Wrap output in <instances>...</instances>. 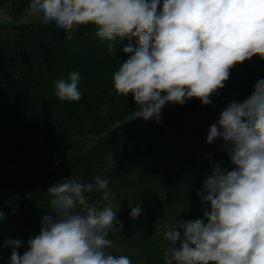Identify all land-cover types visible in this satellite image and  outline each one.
Here are the masks:
<instances>
[{"label": "clouds", "instance_id": "obj_1", "mask_svg": "<svg viewBox=\"0 0 264 264\" xmlns=\"http://www.w3.org/2000/svg\"><path fill=\"white\" fill-rule=\"evenodd\" d=\"M29 9L68 39L94 26L110 52L116 40L137 38L136 46L122 49L131 55L113 75L117 94L131 93L138 105L133 119L160 123L165 105L193 98L208 105L232 67L257 55L264 59V0H30ZM80 79L72 72L67 81L57 80L59 100L80 101ZM217 139L232 168L215 163L204 179L197 193L209 206L203 219L165 226V264H264V79L210 126L206 142ZM105 159L115 165L112 155ZM94 181L68 179L49 187V213L28 250L19 254V239L3 244L12 248L10 264H132L128 256L106 251L113 248L109 232L123 224L110 202L102 208L89 202L87 194L95 191L111 198L108 179L97 175ZM142 211L138 204L130 216Z\"/></svg>", "mask_w": 264, "mask_h": 264}, {"label": "trees", "instance_id": "obj_2", "mask_svg": "<svg viewBox=\"0 0 264 264\" xmlns=\"http://www.w3.org/2000/svg\"><path fill=\"white\" fill-rule=\"evenodd\" d=\"M4 28L0 26V31H4L0 32V57L10 54L4 52V50H7L5 48H12L13 52L15 48H18L24 42L28 44L27 49L31 47L33 49L41 48L50 55L55 54V44L52 41L58 40L61 49L66 50L55 61L45 60L36 64H19L18 62L16 66L12 67V71L23 69V71L36 72V74L28 77L19 75L18 79L23 80V83L15 90H13L14 86L11 84H5L6 86L0 84V101L4 96L14 97V101L6 103L0 113V121L3 126V133L0 136V199L14 196V201H11L10 204L19 205L12 206L17 214H25L29 208L32 209L31 219L21 221L11 215L2 221L0 230L6 234V240L19 239L26 241L39 234L42 217L49 213V208H35L40 203L48 204L43 194H36L42 187L52 186L64 179H75L82 183L85 178L90 180V178L97 175H103L105 179H108L109 189H111L110 201L102 199L101 191L94 193V197L88 198L89 202L97 206H104L108 202L117 199V196L123 192L128 197L139 196L144 200L146 198L144 195L146 185L152 186L156 191L163 193L167 190L169 192L171 189L180 188L176 194L168 193L166 195L172 205H168L165 199L155 205H140L144 210L152 211L157 216H166L178 222L203 219V210L209 206L202 204L201 196H198L197 193L202 189L206 176L211 174L209 172L211 166L215 163H224L230 158L228 154L216 153L223 144L222 140L217 139L212 144H208L206 142L208 132L199 133L197 129L202 122L210 121L211 125H213V122L217 124L224 109L218 112L213 111L208 117L203 116V113L197 111L196 108L197 114L192 116L191 119L189 117L183 120L184 111H179L163 117L160 123L150 120L136 122L135 124L125 122L115 126L125 117L132 115L138 105L131 93L126 96L117 94L113 83L106 81L111 67L99 66L96 69L92 66V68L84 66L75 71L79 72L81 76L78 85L82 94L80 101H61L55 95V82L60 79L67 81L70 73L73 72L72 68L80 63L81 58L84 56L80 53L89 50L88 44L92 41L89 40L87 33L94 31L91 25L74 32L71 39H68L66 33L53 25H23L13 27V30L8 31L3 30ZM39 32L44 34L46 38L48 36L52 41L45 44L44 41L41 42L40 38V41L32 42L30 37H33V33ZM136 42L137 38L131 40L127 38L118 39L114 42V47H118V49H115V52L111 55L108 53L109 59L115 61L113 69L119 70L121 65H118L116 61L126 55L122 49L129 44L136 46ZM108 43L105 41L102 44H96V46H99L100 51L107 52L109 51ZM78 50L82 52H78ZM86 56L93 58L99 56V54L94 53L93 49ZM256 57L258 55L243 63L236 64L230 69L229 79L225 81L222 89H219L210 97L211 103L215 101L217 104L223 102L230 104L233 95H237L239 99L235 102L242 103L253 93L256 82L264 79V59L257 61ZM21 58L24 61L27 57L25 55ZM9 70V68L8 70H2L0 79L6 77ZM49 71H58V73L52 78L44 74V72ZM254 75L257 77L254 78ZM91 82L94 83L93 87L90 86ZM28 84L29 87H27ZM30 84H32L34 91L44 87L41 94L47 97L32 96L31 98H25V95L30 92ZM243 84H247V91L244 90L245 92L239 89V86ZM25 102H30L29 107L24 110V118L27 121L28 126L26 127L28 129L25 132L8 135L11 126L17 124L16 119H10L9 113L13 112L14 105L19 106ZM50 108L62 110V114L57 115V120L54 123L44 126L33 124L30 121L34 112H46ZM66 114H71V121H66ZM143 130L144 132H142ZM186 133H189L192 140H195V144L187 142V139H185ZM120 134L122 136H119ZM136 138L138 140L134 141ZM178 139L184 142H177ZM171 141H174L173 144L181 146L179 149L178 146H175L163 159L164 157L161 156L160 152H164ZM125 143L127 144L125 154H121L117 150ZM203 149L210 151L203 155L200 151ZM94 151L106 157L112 155L115 165L109 167L105 158L99 160ZM125 155L127 159L134 160L132 166L140 171L139 173L132 174L123 170L126 162L129 161L124 158ZM68 156L70 157L69 160L67 159ZM182 158L186 160L183 162ZM161 161L163 162L158 169V176L156 170L147 168V166H154ZM7 164L9 166H5ZM74 164L87 166L90 169L83 172H68L65 166ZM55 167L58 169L57 172L54 171ZM224 168L231 170L232 165L224 163ZM47 175H50V177ZM135 181L138 183L144 182V184L141 188L130 187V184ZM190 188L194 192L191 193ZM179 206H191L192 209L174 213L173 209ZM133 207L135 206L126 203L120 204L122 216L130 215ZM122 216L116 214L117 220ZM143 217L144 215L140 216V218ZM35 218L39 219L40 222H35ZM18 225L22 227L23 231L18 237L14 236L13 231L8 232L10 227H18ZM36 227H38L37 233L31 234ZM118 232L113 229L109 233L116 234ZM176 247H179V241ZM163 250H166L165 246H163ZM141 251L157 254L158 249L154 245L151 248L141 249ZM148 262L145 261L147 264ZM133 263L134 261H132Z\"/></svg>", "mask_w": 264, "mask_h": 264}, {"label": "rangeland", "instance_id": "obj_3", "mask_svg": "<svg viewBox=\"0 0 264 264\" xmlns=\"http://www.w3.org/2000/svg\"><path fill=\"white\" fill-rule=\"evenodd\" d=\"M29 4H30V0H0V26L5 27L3 30H13V27H18V26H23V25H36V24H43L42 20H41V16L38 14H33L30 9H29ZM53 26H55L54 24H52ZM90 26V25H89ZM94 28V31L87 33L89 35V40L92 41L88 44L89 50L87 51H79L78 52H82L80 53L81 55L84 54V56L81 58V62L78 63L76 66H74L73 72L78 71L79 68H83L85 67H94V68H99V66L108 68L111 67L110 69V73L108 74L107 80L111 83H113V75L116 71L113 69L112 67L114 66L115 61H111V59H109V55L108 53H110V55L113 52H102L100 51L101 49L99 48V46L97 47V45H99V43H104L105 41H101L96 35V29L94 26H91ZM0 32H4V31H0ZM37 37V38H34ZM41 38V42H45V44H47L48 42H51L52 39L47 38L44 36V34L42 33H33V37H30V40H32V42L34 41H40L39 39ZM96 39V40H95ZM88 40V41H89ZM55 45V54H47L44 52V50H42L41 48H28V44L27 42H24V44L22 43L20 46H18V48H15L14 51L12 52V48H5L7 50H4V52H9L10 54H8L7 56L2 55L0 57V72L4 69L9 70V73L7 74L6 77H3L2 79H0V84H6V85H12L13 90H15L18 86H21L23 83V80H19L18 76H30V75H34L36 74V72H31V71H26L23 69L20 71H12V67L16 66V64L19 62L22 64H36L39 63L40 61H45V60H56V58H59L61 56V54H63L64 52H66L65 49H61L60 43L58 42V40L52 41ZM95 42V43H94ZM107 42V41H106ZM92 46V47H91ZM94 49V53L99 54V56H95L93 58H89V57H85V55H87V53L90 52V50ZM115 49H118V47H115ZM77 50V49H75ZM26 55V59L23 61V59L21 58V56H25ZM89 55V54H88ZM107 55V56H106ZM131 54H126L124 57H120L119 61L117 60L116 63L118 65H122ZM55 58V59H54ZM257 61H261L263 59H261L259 56L256 57ZM21 60V61H20ZM107 64V65H105ZM110 64V66H109ZM91 67V68H92ZM71 69V68H70ZM42 72V71H41ZM58 71H49V72H44L45 75H48L49 77H55L57 75ZM231 73V70H230ZM254 78L257 76H253ZM102 81H104L103 79H101ZM5 85V86H6ZM90 86L93 87L94 83L91 82ZM27 87H29V84L27 85ZM42 89H44V87H42L41 89L38 90H33L32 89V84H30V88H29V93L27 95H25V98H31L32 96H37V97H43L46 98V95L41 94ZM240 90H245L247 91V84H243L241 86H239ZM90 90V89H89ZM244 91V92H245ZM241 95V93H240ZM14 101V97H7L4 96L2 97L1 101H0V113L2 112L1 109H3L2 107L7 103H11ZM235 101H239V99L237 98V95H233V98L231 99V102H235ZM29 103L30 102H25L18 105H14L13 109L11 113H9V117L10 119H16L17 124L16 125H12L11 128L9 129V133L8 135H13L14 133L17 132H25V130H27L28 128L26 126H28L26 123V119L24 118L25 113L24 110L29 107ZM64 104V103H63ZM229 104H227V102H223V103H215V101H213V103H210L208 105H202L200 104V101L198 99H190L187 101L186 104L184 105H173V104H167L164 106L163 110H162V118L166 117L168 115H172L174 113H177L179 111H184V115L182 117V119L184 120L185 118H189L191 119L192 116H194L195 114H197L196 112V108L197 111H200L203 113V116H209V114H211V112L213 111H220L225 109ZM214 106V107H213ZM62 114V110H59L57 108H53L50 110H47L46 112H34L32 114V117L30 118L31 122L33 124H40V125H50L52 123H54L57 120V115ZM133 114L129 115L127 117H125L124 119H122V121L119 123H117L115 126H119L120 124H124L125 122H129L132 124H135L136 122H142L144 120L142 119H133ZM66 121H71V114H66L65 116ZM150 121V120H148ZM147 122V121H144ZM115 124V123H114ZM213 124H215L213 122ZM211 123L209 122H205V123H200L199 128L197 129V131H199V133H203L205 131L209 132ZM26 127V129H25ZM144 132V130L142 131ZM3 133V126H2V122L0 121V136ZM118 136V135H117ZM119 136H122L121 134ZM181 138V137H180ZM185 139H187V142L190 143H194L195 144V140H192V138L190 137L189 133H186ZM138 140L137 138L134 139V141ZM190 140V141H189ZM216 141V140H215ZM214 141V142H215ZM174 141H171L170 145L168 146V148H166V150L164 152H160L161 156L164 157L163 159H165L166 155L168 153H170V150L175 148V146H178L177 148L179 149V147L181 145H175L173 144ZM177 142H184V141H180V139L177 140ZM93 143V142H92ZM127 146V144H122V146L120 148H118V152H120L121 154H125V147ZM202 152L203 155H206V153H208L207 149H203L200 150ZM217 154H228L227 150H225L223 148V144H221L220 148L217 150L216 152ZM94 154L96 155V157L100 160L103 158H106V156H102L101 154H99L98 152L94 151ZM133 156V154H132ZM126 160H129L126 158V155L124 157ZM67 159L69 160L70 157L68 156ZM106 160V159H105ZM186 159L182 158V161L184 162ZM132 160H129L126 162V165L124 166L123 170L128 171L129 173L132 174H136L139 173L140 171H137V169L134 168V166H132L133 162ZM108 162V161H107ZM130 162V163H128ZM138 162V161H137ZM158 162L156 163L154 166H147V168L149 170H156V175L158 176V169L160 167V164L162 163ZM208 163V162H207ZM225 164H231L230 159H228L227 161L224 162ZM224 163H219L221 165V167L224 168ZM209 164V163H208ZM211 165V164H210ZM5 166H9L8 164ZM65 168L68 170V172H83L86 171L88 169H90L87 166H81L80 164H74V165H67L65 166ZM57 167H55L54 171L57 172ZM143 171V170H142ZM148 171V170H147ZM209 172H212V166L209 169ZM50 177V175H47ZM100 176V175H99ZM48 177V178H49ZM102 178H104V176H101ZM156 177V176H154ZM179 177V176H178ZM64 179V178H63ZM66 180V179H64ZM62 181V180H61ZM82 183H95L94 181V177L90 178V180H87L86 178L84 179V181ZM144 184V182L142 183H138L137 181L133 182L130 184V187L135 188V187H142V185ZM49 185L42 187L39 191L36 192V194H43L44 197L46 198L48 204H38L37 206H35L36 209H48L49 208V200H50V195L47 192L49 189ZM146 190H144V195H145V199L143 200L142 197L139 196H131L128 197L126 194L120 193L117 196V199H114L113 201H111L110 203L113 205V210L117 211V215H121V209H120V204L122 203H126L128 205H133V206H137L138 204H142V205H155L157 203H159L161 200L163 201L165 199L166 203L168 205H172L171 201L168 200V198H166V195H168V193H177L179 192V189H171L169 190V192H160V191H156V189L152 186H145ZM111 190V189H110ZM191 193L194 192V190H191ZM98 191L92 192L87 194L88 198L92 197L94 195V193H97ZM143 192V191H142ZM94 197V196H93ZM14 196H8L4 199H0V211L3 212L5 218H9L11 215H13V218H18L21 221L22 220H27V219H31L32 216V209L29 208L28 211L25 214H17L15 213V208L12 206L15 205H11L10 203H12L11 201H14ZM130 198V199H128ZM145 201V203H144ZM91 203V202H90ZM109 203V202H108ZM94 204V203H92ZM11 205V206H10ZM16 206H19L18 204H16ZM15 206V207H16ZM99 208H102L103 206H97ZM143 209V208H142ZM190 209H192L191 206H179V207H175L173 209L174 213H179V212H183V211H190ZM34 210V208H33ZM141 215H144L143 218H140ZM138 218L133 219L129 214L128 215H124V217H120V219L118 220L120 223L123 224V228L121 231H119L118 233H109V236L107 237L108 239H111L113 241V248L111 249H107L106 251L109 252L110 254H114L117 256L120 255H125L128 256L130 258V260L134 261L133 264H147L145 263V261H149L148 264H165V260H164V253L165 251L163 250V246H165V249L168 245V242L164 240L163 238V232L165 231V226L168 225H172L176 222V220H173L172 218L166 217V216H157L156 214H153L152 211H146L143 209L142 214H141ZM35 222H40L39 219L35 218L34 220ZM158 221V224H156V222ZM185 221H189V220H185ZM178 222V221H177ZM180 222V221H179ZM2 222H0L1 224ZM150 227V228H149ZM149 228V229H148ZM37 229L38 227H36V229L31 232V234H36L37 233ZM9 231H13L14 236H19L20 233H22V227H20L18 225V227H10L8 229ZM182 231V230H181ZM6 234L0 230V264H10V256H11V251L12 248L11 246L9 247H2L3 244L6 241ZM29 240V239H28ZM28 240L26 241H22L21 247L19 249H17V251L19 252L20 255H23L25 251H27L28 248ZM156 243V244H155ZM155 245V248L158 249L157 254H150V253H145L142 252L141 249H145V248H151ZM179 248V247H177ZM118 249V250H117Z\"/></svg>", "mask_w": 264, "mask_h": 264}]
</instances>
